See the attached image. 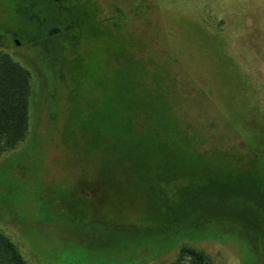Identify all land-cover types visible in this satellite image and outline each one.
<instances>
[{
    "label": "rangeland",
    "instance_id": "1",
    "mask_svg": "<svg viewBox=\"0 0 264 264\" xmlns=\"http://www.w3.org/2000/svg\"><path fill=\"white\" fill-rule=\"evenodd\" d=\"M0 52L30 74L0 154L27 263L264 264V0H0Z\"/></svg>",
    "mask_w": 264,
    "mask_h": 264
},
{
    "label": "trees",
    "instance_id": "2",
    "mask_svg": "<svg viewBox=\"0 0 264 264\" xmlns=\"http://www.w3.org/2000/svg\"><path fill=\"white\" fill-rule=\"evenodd\" d=\"M29 72L0 52V154L21 142L28 130ZM0 264H29L15 244L0 232ZM162 264H211L196 248L182 245L176 257Z\"/></svg>",
    "mask_w": 264,
    "mask_h": 264
},
{
    "label": "flooded vegetation",
    "instance_id": "3",
    "mask_svg": "<svg viewBox=\"0 0 264 264\" xmlns=\"http://www.w3.org/2000/svg\"><path fill=\"white\" fill-rule=\"evenodd\" d=\"M55 10H56V14H58V15H61L62 13H64L66 10H68L67 11V13H69L70 11V9L69 8H67L66 6H61V5H58L57 6V8H55ZM55 30H60L59 28H54ZM54 29H52V30H54Z\"/></svg>",
    "mask_w": 264,
    "mask_h": 264
}]
</instances>
